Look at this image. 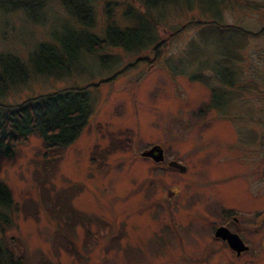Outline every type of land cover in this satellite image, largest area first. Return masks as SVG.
Instances as JSON below:
<instances>
[{"label":"rangeland","instance_id":"374dc122","mask_svg":"<svg viewBox=\"0 0 264 264\" xmlns=\"http://www.w3.org/2000/svg\"><path fill=\"white\" fill-rule=\"evenodd\" d=\"M262 1L175 0L154 18L156 45L136 53L112 48L95 54L84 51L68 75L32 76L0 97V105L16 104L87 87L93 110L79 137L52 167L46 165L43 158L48 153L36 137L19 145L14 156L0 157V180L19 204L18 213L10 217L11 227L0 231V238L20 246L24 264H184L172 255L183 253L181 259L185 258L191 228L174 226L170 234L162 224L178 176L169 167L153 166L141 152L163 146V164L170 160L171 150L174 160L183 157L199 175L204 142L236 141L239 120L234 119L249 118L258 105L254 97L264 93V36L257 34V19H264ZM45 16L43 25L20 13L0 14V55L26 58L68 19L57 4L48 6ZM106 23L98 7L96 25L89 32L103 37ZM116 139L130 141L128 150L116 147L115 152L103 153ZM94 152L102 157L96 167ZM45 179L41 191L39 183ZM182 185L186 196L191 182ZM54 196L59 204L52 206ZM220 197L213 196L218 207L224 202ZM232 203L251 206L238 196ZM179 210L174 219L185 221ZM253 210L261 211L262 205ZM98 223L114 228L113 237L107 239ZM89 226L99 232L95 242H102L104 256L95 253L98 250L85 237ZM206 242L210 240L202 237L199 246Z\"/></svg>","mask_w":264,"mask_h":264},{"label":"trees","instance_id":"16d2710c","mask_svg":"<svg viewBox=\"0 0 264 264\" xmlns=\"http://www.w3.org/2000/svg\"><path fill=\"white\" fill-rule=\"evenodd\" d=\"M123 1L130 2V5L126 6L127 3L124 5ZM132 1L0 0L2 16L8 14L11 17L15 13H20L28 21L44 25L46 8L51 4H57L73 22V25L68 23V19L59 22L56 26L57 30L44 39L47 42L37 43L24 59L14 55H0V97L10 89L25 84L32 76L58 78L68 75L71 66L78 61L84 51L95 54L112 48L136 53L138 50L142 52L156 45L155 42H158L157 19L154 18L160 15L161 7L167 9L169 6H174L175 0ZM98 7L101 8L103 19L107 21L103 27V37L89 32V29H93L96 25ZM169 11L168 9L165 12L169 13ZM122 22H126L123 27ZM92 111L87 87L62 89L28 98L21 103L0 105V157L14 156L19 145H27L30 137H36L41 140L42 146L48 153L44 154L43 158L46 165L52 167L59 161L62 151L79 137ZM129 146L130 141L116 139L103 150V153L115 152L116 147L121 152H126ZM101 158L100 152H94L91 155L95 167ZM49 173L51 174L52 170ZM45 182L46 179L39 183L41 191L46 188ZM180 186L182 189L183 185ZM50 202L52 206L58 205L59 199L55 201L54 196L53 201L50 200ZM18 209L19 204L14 201L7 185L0 180V231L11 227L13 220L10 217L17 214ZM80 215L82 216L81 213ZM164 223L167 225L164 229H168L169 233L175 228L174 226H181L180 222L175 223V219L172 221L169 212L162 221V224ZM82 226L86 228L88 223ZM90 227L87 232L88 237L84 235V232L81 237L88 238V242L93 244L92 249L98 250L95 253L104 256L102 254L104 250L100 247L103 246L102 242H95L99 241L96 240L99 232H92ZM103 229L107 239L113 237L114 228L105 225ZM81 230L84 231L83 228ZM13 244L14 246L0 238V264H24L22 255L19 254L20 246L14 242ZM98 255L96 256L100 258Z\"/></svg>","mask_w":264,"mask_h":264},{"label":"flooded vegetation","instance_id":"af4514ba","mask_svg":"<svg viewBox=\"0 0 264 264\" xmlns=\"http://www.w3.org/2000/svg\"><path fill=\"white\" fill-rule=\"evenodd\" d=\"M257 3L261 4V1ZM257 20L261 24L257 34L264 36V19ZM247 76L249 79L248 71ZM254 99L258 105L249 118L234 119L239 120L235 124L236 141H206L200 146L199 175L191 172L194 168L187 160L183 161V157L174 160L171 150L170 160L163 164L166 151L163 146L154 145L164 160L155 162L148 158L153 166L162 170L169 167L178 176L166 209L172 221L175 212L181 209L186 220H175V223L180 222L181 226L188 225L191 228L187 235L189 247H185V258L181 259L183 253L172 255L176 260H183L184 264H217V260L225 264H264V93ZM170 162H177L185 170L170 167ZM160 175L163 174L160 172ZM196 176L198 180L194 179ZM182 182H191L192 188L186 196L182 195ZM215 195H221L225 204L223 202L218 207L213 201ZM236 196L245 198L251 206L243 208L234 205L232 199ZM180 197H183V203H178ZM262 197L261 202L254 203ZM258 204L262 205V210L254 211V206ZM231 235L239 240L238 244L230 245L228 238ZM204 236L210 242L200 247L199 241ZM179 244L182 246V243ZM202 256L210 260H203ZM187 259L188 262H184Z\"/></svg>","mask_w":264,"mask_h":264},{"label":"water","instance_id":"95a60500","mask_svg":"<svg viewBox=\"0 0 264 264\" xmlns=\"http://www.w3.org/2000/svg\"><path fill=\"white\" fill-rule=\"evenodd\" d=\"M156 149L157 148H154V149H151V150H149V151H147V152H144L143 154H142V156L143 157H152L153 159H155L156 161H160V160H162V154H161V152L159 151V152H157L156 154H155V152H156ZM169 166L170 167H174V168H176V169H178V170H180V171H184L185 169H184V167H181V166H179L177 163H175V162H170L169 163ZM228 240H229V243H230V245L231 246H233V244H238L239 243V240L235 237V236H233V235H231L230 236V238H228ZM236 246V245H235Z\"/></svg>","mask_w":264,"mask_h":264},{"label":"bare ground","instance_id":"6f19581e","mask_svg":"<svg viewBox=\"0 0 264 264\" xmlns=\"http://www.w3.org/2000/svg\"><path fill=\"white\" fill-rule=\"evenodd\" d=\"M147 151H148V150H147ZM145 152H146V151H145ZM141 153H144V152H141ZM140 157H141V156H140ZM141 158H145V157L142 156Z\"/></svg>","mask_w":264,"mask_h":264}]
</instances>
